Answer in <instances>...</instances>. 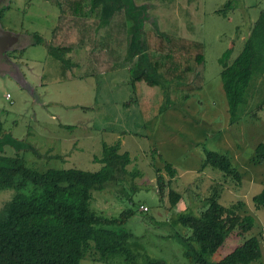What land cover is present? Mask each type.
Masks as SVG:
<instances>
[{
	"label": "rangeland",
	"instance_id": "1",
	"mask_svg": "<svg viewBox=\"0 0 264 264\" xmlns=\"http://www.w3.org/2000/svg\"><path fill=\"white\" fill-rule=\"evenodd\" d=\"M228 1L134 0L147 7L144 28L155 26L168 35L200 41L205 47L202 89L180 102L176 110L146 122L139 107L130 104L132 90L126 69L81 80L64 79L63 65L47 52L59 15L52 0H14L1 23L2 29L18 39L6 52H14V56L4 58L18 73L0 69V122L7 134L36 149V153L22 150L19 156L27 167L38 171H97L101 164L94 159L100 157L102 144L120 141L121 152L131 157L128 171L138 170L141 175L121 186L93 192L90 207L106 217L136 209L124 225L131 234L130 248L168 264H189L174 235L188 236L190 231L169 225L175 213L189 207L201 211L200 205L212 195L214 184L220 194L218 202L225 207L243 202L240 216L252 215L255 226L246 233L237 230L230 234L213 260H220L250 236L260 240L264 256V211L252 203L264 185V162L253 163L256 146L264 143V107L255 115L248 114L254 112L250 107L231 124L218 62L228 48L233 49L230 61L239 54L249 25L264 12V0H233L232 11L217 14ZM34 35L42 42L32 44ZM204 150L229 159L243 176L240 184L219 170L206 167L202 171ZM5 154L16 152L6 148ZM166 164L177 175L170 179L163 172L165 187L159 200L157 177L161 173L154 168L162 169ZM170 190L182 197L173 209L168 199ZM12 195L11 190L0 191V207ZM141 206L148 211L140 212ZM80 264L102 263L85 257ZM109 264L125 263L117 258Z\"/></svg>",
	"mask_w": 264,
	"mask_h": 264
},
{
	"label": "trees",
	"instance_id": "2",
	"mask_svg": "<svg viewBox=\"0 0 264 264\" xmlns=\"http://www.w3.org/2000/svg\"><path fill=\"white\" fill-rule=\"evenodd\" d=\"M59 11L47 43V52L64 67L66 81L98 77L126 69L131 86V102L139 107L144 122L168 110L202 89L205 83V47L200 41L168 35L157 27L144 28L146 5L134 0H53ZM233 10V0L217 14ZM42 38L34 35L32 44ZM233 49L225 50L218 62L220 80L228 105L230 123L240 115H255L264 107V12H260L244 39L239 54L230 61ZM254 103V104H253ZM69 128V127H68ZM6 148L16 154H5ZM22 150L36 149L4 131L0 122V191L13 195L0 207V264H80L85 257L109 264L122 258L125 264H168L162 258L130 248L131 234L124 228L136 209L123 210L117 217L94 212L90 205L93 192L121 186L139 177L138 170L128 171V152L121 143H103L101 155L94 161L97 171L77 168L38 171L26 166L19 156ZM201 167L231 175L237 185L242 175L224 155L204 150ZM264 162V143L255 148L254 164ZM158 197L164 192L163 172L173 179L177 172L171 165L154 168ZM212 195L201 203L175 213L171 227L190 231L176 232L182 256L189 264H264L260 240L250 236L218 261L213 256L234 231L246 233L255 226L252 215L240 216L244 203L225 207L218 202L217 185ZM170 190L171 208L181 200ZM130 203L133 202L130 200ZM253 206L264 211V185L252 197ZM143 206L140 207V212ZM146 207V206H144ZM147 208V207H146ZM148 211V208H147ZM146 211V212H147ZM144 211V213H146Z\"/></svg>",
	"mask_w": 264,
	"mask_h": 264
},
{
	"label": "water",
	"instance_id": "3",
	"mask_svg": "<svg viewBox=\"0 0 264 264\" xmlns=\"http://www.w3.org/2000/svg\"><path fill=\"white\" fill-rule=\"evenodd\" d=\"M2 41L6 42V44L4 45ZM17 41V37L14 36L12 32L0 28V69L6 71H13L11 72L13 75L18 73H15V67L13 65L9 66L8 64L7 66L5 65L6 63H2L1 60L6 57V54H4V52H7L10 47L12 48L13 46H16Z\"/></svg>",
	"mask_w": 264,
	"mask_h": 264
},
{
	"label": "flooded vegetation",
	"instance_id": "4",
	"mask_svg": "<svg viewBox=\"0 0 264 264\" xmlns=\"http://www.w3.org/2000/svg\"><path fill=\"white\" fill-rule=\"evenodd\" d=\"M14 0H0V28H1V23L2 20L4 19V15L7 12V10L9 9L10 4L13 2ZM53 1V0H52ZM4 43V45L6 44V42L2 41ZM11 48V47H10ZM4 54L9 55V56H14V52L13 53H6L4 52ZM6 60H1L2 63L5 64ZM7 62V61H6ZM9 65V63L7 62L5 65ZM7 65V66H8ZM10 66V65H9Z\"/></svg>",
	"mask_w": 264,
	"mask_h": 264
},
{
	"label": "built area",
	"instance_id": "5",
	"mask_svg": "<svg viewBox=\"0 0 264 264\" xmlns=\"http://www.w3.org/2000/svg\"><path fill=\"white\" fill-rule=\"evenodd\" d=\"M6 99H9V95L6 96ZM143 211H147V208L146 207H142L141 208Z\"/></svg>",
	"mask_w": 264,
	"mask_h": 264
}]
</instances>
